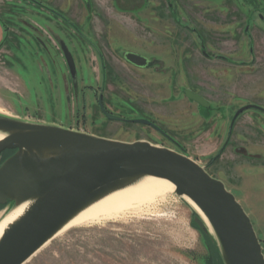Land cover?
I'll list each match as a JSON object with an SVG mask.
<instances>
[{"label":"rangeland","instance_id":"obj_1","mask_svg":"<svg viewBox=\"0 0 264 264\" xmlns=\"http://www.w3.org/2000/svg\"><path fill=\"white\" fill-rule=\"evenodd\" d=\"M224 4L225 0H54L61 11L72 7L69 15L75 23L46 10L31 20L38 38L51 42L58 52L59 77H46L57 82L52 105L50 91L42 93L37 86L39 77H18L12 71L11 63L29 76L27 66L48 53L38 51L31 32L14 29L19 24L11 17L24 13L22 5L2 0L0 40L7 38L5 48L18 51L9 61L11 70L0 52V114L185 150L241 203L264 252V113L249 110L241 116L226 146L235 113L247 105L264 108V33L255 30L251 45L244 32L245 24L250 26L254 19L257 29L264 31V21L255 17H264V0H235L228 8ZM237 10L249 19L247 23ZM32 15L29 10L27 17ZM28 18L22 16L23 22ZM3 27H11V32L6 34ZM48 27L49 33H41ZM59 40L75 58L79 73L75 85ZM204 45L215 59L203 56ZM251 46L256 53L250 55ZM48 51L56 56L49 45ZM126 53L155 61L150 69L141 70L127 63ZM187 90L206 104L191 102ZM100 94L112 115L150 121L172 141L151 127L108 120L98 105ZM196 216L188 199L173 193L148 215L57 235L25 264H219L214 244L194 224Z\"/></svg>","mask_w":264,"mask_h":264},{"label":"water","instance_id":"obj_2","mask_svg":"<svg viewBox=\"0 0 264 264\" xmlns=\"http://www.w3.org/2000/svg\"><path fill=\"white\" fill-rule=\"evenodd\" d=\"M61 45L76 82L74 58L65 43ZM124 58L142 68L149 64L135 53ZM186 95L206 104L190 91ZM99 104L109 120L161 131L150 121L108 113L102 95ZM252 107L241 109L236 117ZM0 135V212L26 206L0 238V264H25L83 212L148 178L171 183L174 194L201 211L208 224L197 212L194 224L210 238L223 264H264L262 244L241 203L185 150L144 140H113L1 114Z\"/></svg>","mask_w":264,"mask_h":264},{"label":"flooded vegetation","instance_id":"obj_3","mask_svg":"<svg viewBox=\"0 0 264 264\" xmlns=\"http://www.w3.org/2000/svg\"><path fill=\"white\" fill-rule=\"evenodd\" d=\"M0 1H2V0H0ZM3 1H5V0H3ZM7 1V0H6ZM9 2H10V0H8ZM15 1H17L18 2V4L19 5H22L21 6V8L23 9V14H20V15H17V14H15L14 15V17H11V18H13L16 22H18V24H19V26H16V27H18V29H16V28H14L18 33H20V34H22L23 32L24 33H27V34H29L30 32H31V36L33 35V36H36V45H37V48H38V51H45V52H47L48 53V55L46 56V58H44V57H42V56H38V58L37 59H35V62H33V64L32 65H30V66H27V69L28 70H30L29 72H30V74H29V76L27 75V73H23L22 71H21V69L20 68H18V66H13L12 65V63H11V67L12 68H15L14 70H12V71H14L15 72V74L18 76V77H39L38 78V80H37V86L40 88V91L42 92V93H44V92H47V90H49L50 91V95H51V100H52V105H54L55 104V101H54V99H55V92L57 91V82H55V84H54V80H51V81H49L46 77H59V73H58V69H57V66L55 65V63H56V61H57V59H56V57L58 58V52L56 51V49L53 47V45L51 44V42H49V41H47L46 43L42 40V38H38V36L36 35V33H38L39 34V32H38V30H37V25H35V24H33L32 23V19H33V17H39L40 16V14L44 11V10H46L47 12V14H49V13H52V14H54V12L56 11L57 13H56V15H58L59 17H62V16H66V18L68 19V23L70 24L71 22H73V23H75L74 21H73V19H72V17H71V15H69L73 10H72V7L70 8V10L69 11H67V12H64V11H61L60 9H58V7H55L54 5H53V1L54 0H15ZM82 1H87V0H82ZM176 2H178V0H175ZM185 1H187V0H185ZM237 1H241V2H245V1H247V0H237ZM233 3H235V0H225V4L223 5V7H226V8H228V6L229 5H233ZM6 5V3H4V6ZM3 5H0V8L2 7ZM31 6V8H29ZM46 7H49V8H46ZM54 11H53V10ZM29 10H31V13L33 14L32 16H30L29 18L27 17L28 16V11ZM3 10H1L0 9V12H2ZM234 12H238V13H240V10H237V11H234ZM233 12V13H234ZM258 13V12H257ZM22 16L24 17H26V18H28L30 21H28L27 19L25 20V22H23V20H22ZM239 17L240 18H243V23H247L248 22V20L249 19H247V18H244V14H242V13H240L239 14ZM251 17V16H250ZM253 17H254V15H253ZM255 17H257L258 18V21L260 22V20H263L264 21V17L262 16V15H260V14H256V16ZM254 17V18H255ZM48 18H49V16H48ZM50 19V18H49ZM260 19V20H259ZM50 20H52V19H50ZM53 22V21H52ZM254 23H255V19L253 20V23L250 25V26H246V24H245V26H244V32L247 34V36H248V39H249V42H250V44L252 45V44H254V37H253V32L255 31V30H258V31H260V32H262V33H264V31L263 30H261V29H257V28H259V27H256L255 25H254ZM24 28V29H23ZM3 29H4V32L7 34L8 32H11L10 30H11V27H3ZM48 30H49V27H48V29H47V31H42L41 33H49L48 32ZM50 30H52V29H50ZM27 31V32H26ZM55 34H56V32H54ZM43 36V35H42ZM7 39V38H6ZM6 39H4V40H0V52H3V59H4V64L5 65H7V68L9 69V67H8V65H9V61L11 60V59H14L15 57H16V52L18 51H16V50H12L11 48H5V45L3 44L5 41H6ZM234 39V38H233ZM4 41V42H3ZM62 42L63 43H65V45L67 46V48L69 49V47H68V45H67V43L64 41V40H59L58 41V45H59V47H60V49H61V51H62V54H63V57H64V59H65V61H66V64H67V67H68V72H69V76L71 77V80H72V85H75L76 83H77V81H78V77H79V73H78V69H77V66H76V71H77V75H76V77H77V80H76V82L73 80V76H72V74H71V71H70V69H69V66H68V63H67V60H66V57H65V54H64V51H63V49H62ZM18 45H20V43L18 44ZM48 45L52 48V49H54L55 50V52H56V56H52V55H50V52L48 51ZM21 48V47H20ZM31 48V47H30ZM32 50L34 49V48H31ZM36 49V48H35ZM201 50H202V54H203V56L205 57V58H207V59H215V57L214 56H212V55H210L206 50L208 49L205 45L202 47V48H200ZM21 50V49H20ZM24 50H25V52L28 54V51H29V49L26 47H24ZM37 50V49H36ZM69 51H70V49H69ZM34 52V51H33ZM36 53V52H35ZM70 53L72 54V56H73V53L70 51ZM254 53H256L255 52V49H254V47H250V50H249V54L251 55V54H254ZM101 54V53H100ZM136 54V53H135ZM137 55H140V54H137ZM140 56H142V57H145L147 60H148V62H149V64H148V66L147 67H145V68H142V67H138V66H136V65H133V64H131L132 66H134L135 68H138V69H141V70H145V69H150L152 66H153V64H154V61H155V59H154V61H152L153 59L152 58H149V57H146V56H144V55H140ZM101 57H102V54H101ZM73 58H74V56H73ZM217 58L218 59H220V60H224V61H228V62H231V63H234L235 61H230V59L228 58V57H225V56H223V55H218L217 56ZM102 60V59H101ZM74 61H75V58H74ZM127 63H129V62H127ZM130 64V63H129ZM243 64H246V63H243ZM75 65H76V62H75ZM25 66V65H24ZM102 66H103V68H104V71H106L107 70V67H106V63L105 64H103L102 63ZM26 67V66H25ZM11 68V69H12ZM11 69H9V70H11ZM18 71L21 73L20 75L18 74ZM102 77H108V75L107 74H103L102 75ZM44 87H45V89H44ZM188 91V90H187ZM103 96V94H100L99 96H98V105H99V107H100V104H99V99H100V96ZM185 96L187 97V95H186V91H185ZM188 98V97H187ZM189 99V98H188ZM190 100V99H189ZM191 102H193V103H196L197 105H199V106H202V105H200L199 103H197V102H194V101H192V100H190ZM103 104H104V96H103ZM248 106H253L252 108H250L249 110H256V111H260V112H263L264 113V108L263 107H261V106H259V105H247V106H243L241 109H243V108H245V107H248ZM104 107H105V105H104ZM100 109H101V107H100ZM105 109H106V107H105ZM241 109H239L238 111H237V113L241 110ZM249 110H247V111H245V112H243L242 114H240L238 117H236V115H237V113H235V115L233 116V118H232V120H231V123H230V126H229V133H228V141L226 142V146L229 144V142H230V140L232 139V136L234 135V132H235V126H236V123H237V121H238V119L241 117V116H243L245 113H247ZM101 111H102V109H101ZM106 111L108 112V110L106 109ZM102 113H103V111H102ZM109 113V112H108ZM104 114V113H103ZM111 114V113H110ZM105 115V114H104ZM106 117V116H105ZM107 118V117H106ZM109 120V119H108ZM110 121H112V120H110ZM137 125H141V124H137ZM141 126H145V125H141ZM145 127H151V126H145ZM151 128H153V127H151ZM154 129V128H153ZM156 131H158V130H156ZM160 134H162L163 136H165L166 138H168V139H170L167 135V132H165L166 134H164V133H162V132H160V131H158ZM171 140V139H170ZM174 140V139H173ZM172 141V140H171ZM222 151H223V149H222ZM8 154V152H6V153H4V155H3V158L6 156Z\"/></svg>","mask_w":264,"mask_h":264},{"label":"bare ground","instance_id":"obj_4","mask_svg":"<svg viewBox=\"0 0 264 264\" xmlns=\"http://www.w3.org/2000/svg\"><path fill=\"white\" fill-rule=\"evenodd\" d=\"M2 139L3 136L0 135V141ZM174 191L175 187L165 180L154 178L145 179L138 185L117 192L89 208L71 221L57 235L75 227L103 225L109 222H125L133 217L148 215L152 213L154 208L160 203L165 202L168 196L173 194ZM189 202L194 210L199 213L208 224L206 217L201 211L191 201ZM25 209L26 206H21L9 213L0 212V238L8 225L18 219Z\"/></svg>","mask_w":264,"mask_h":264},{"label":"trees","instance_id":"obj_5","mask_svg":"<svg viewBox=\"0 0 264 264\" xmlns=\"http://www.w3.org/2000/svg\"><path fill=\"white\" fill-rule=\"evenodd\" d=\"M209 240H210V238L208 237V236H206ZM210 242L212 243V241L210 240ZM213 244V243H212ZM214 247V246H213ZM214 249H215V251H216V253H217V255H218V257H219V264H223L222 263V260H221V258H220V255H219V253H218V251H217V249L214 247Z\"/></svg>","mask_w":264,"mask_h":264}]
</instances>
